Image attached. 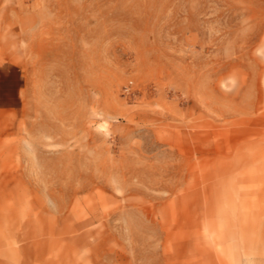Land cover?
<instances>
[{
    "label": "rangeland",
    "instance_id": "obj_1",
    "mask_svg": "<svg viewBox=\"0 0 264 264\" xmlns=\"http://www.w3.org/2000/svg\"><path fill=\"white\" fill-rule=\"evenodd\" d=\"M0 264H264V0H0Z\"/></svg>",
    "mask_w": 264,
    "mask_h": 264
},
{
    "label": "crops",
    "instance_id": "obj_2",
    "mask_svg": "<svg viewBox=\"0 0 264 264\" xmlns=\"http://www.w3.org/2000/svg\"><path fill=\"white\" fill-rule=\"evenodd\" d=\"M24 77L13 62H0V124L23 105Z\"/></svg>",
    "mask_w": 264,
    "mask_h": 264
}]
</instances>
